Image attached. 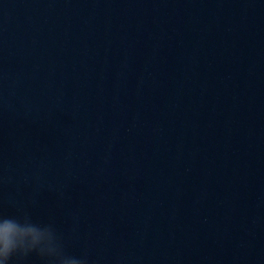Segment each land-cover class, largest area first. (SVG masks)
<instances>
[{"label":"water","instance_id":"water-1","mask_svg":"<svg viewBox=\"0 0 264 264\" xmlns=\"http://www.w3.org/2000/svg\"><path fill=\"white\" fill-rule=\"evenodd\" d=\"M0 212L88 264H264V0H0Z\"/></svg>","mask_w":264,"mask_h":264},{"label":"clouds","instance_id":"clouds-1","mask_svg":"<svg viewBox=\"0 0 264 264\" xmlns=\"http://www.w3.org/2000/svg\"><path fill=\"white\" fill-rule=\"evenodd\" d=\"M36 255L44 264H88L86 255H70L53 224L34 222L28 213L0 212V264H20Z\"/></svg>","mask_w":264,"mask_h":264}]
</instances>
